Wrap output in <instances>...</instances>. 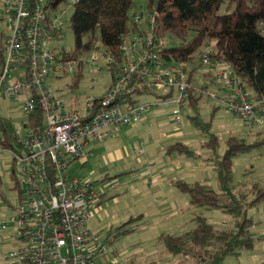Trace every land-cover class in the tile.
Masks as SVG:
<instances>
[{
    "label": "built area",
    "instance_id": "obj_1",
    "mask_svg": "<svg viewBox=\"0 0 264 264\" xmlns=\"http://www.w3.org/2000/svg\"><path fill=\"white\" fill-rule=\"evenodd\" d=\"M67 2L73 5L76 0ZM0 3L7 31L1 46L0 106L3 99L12 100L17 104L10 109L25 116L14 124L0 115V160L4 152L11 154L20 189L19 205L9 221L17 227L19 247L8 253L7 264H95L105 255L106 245L87 229L93 215L89 211L99 207L104 194L97 192L102 183L76 174L72 164L87 163V146L103 143L118 127H136L150 111L169 104L175 107L173 120L179 124V111L188 106L191 89L209 96L247 127L264 125V99H251L230 64L211 58L212 50L199 55L201 66L210 68L211 90L194 89L185 64L171 66L163 61L167 44L155 34L154 8L133 15L139 31L120 44L119 69L104 95L86 99L82 114L69 111L46 85L48 76L60 71L59 63L72 72L77 61L49 50L53 41L61 39L58 18L44 9V0ZM90 51L91 66L100 59L106 66L113 63L105 49L100 56ZM144 95L154 100L138 99ZM3 118L11 121L14 149L4 145Z\"/></svg>",
    "mask_w": 264,
    "mask_h": 264
},
{
    "label": "rangeland",
    "instance_id": "obj_2",
    "mask_svg": "<svg viewBox=\"0 0 264 264\" xmlns=\"http://www.w3.org/2000/svg\"><path fill=\"white\" fill-rule=\"evenodd\" d=\"M147 4L148 0H134L130 17L135 13H146ZM72 11V3L66 2L53 13L60 23L61 39L53 41L49 50H54L56 53H72L75 50L74 37L69 28V17ZM218 13L224 14L225 6H222ZM6 34L0 3V35ZM209 46L213 49V42H210ZM205 48L202 46L196 53L195 65H185L188 70L197 68L195 78L191 82L194 89L202 88L208 81L204 75L210 68L200 66L198 59L200 52L207 51ZM92 51L100 56L104 48L98 42L93 45ZM90 52L76 55L74 71L70 72L68 65L59 63L60 71L56 74L51 73L46 79V85L53 95L60 98L69 111L81 114L84 112L86 99L101 98L112 83L111 74L103 59H100L98 64L90 65L88 60ZM80 58L85 59L81 68L78 61ZM79 73H81L79 83L76 88H72ZM138 99L152 101L154 96L144 95L139 96ZM15 104L17 103L12 100L3 99L0 115L10 118L14 124H20L25 120V116L21 110L10 109V106ZM174 109L175 107L169 104L150 111L147 114L148 120L138 125L135 130L128 126L118 127V130L111 134L104 144L95 145V148L99 149L92 153V158L88 159L85 167L80 169L79 161L72 164L76 174L86 176L90 182H95L100 175L89 176L93 172V167L89 163L96 154L108 159V154L120 151L125 160L115 162V171L119 172L123 165L127 170L140 172L139 178L134 173L133 180L126 185L122 186L124 179L117 177L107 179L100 188L97 187V192L106 191L108 199L100 205L97 213L93 208L89 211H92L93 215L89 219L87 229L91 234L100 237L107 250L105 255L95 259V264H111L112 262L116 264H196L195 259H183L180 256L170 255L158 242V237L161 234L182 235L191 231L197 216L205 218L218 230L233 228L236 218L231 213L192 206L189 195L180 192L174 182L203 181L211 190L218 192L212 161L214 151L205 147V143L210 140L209 134L217 137L215 153L222 157L227 149L226 142L231 137L243 140L246 144L264 140V125L247 127L239 117L217 105L207 95H202L198 102V115L205 123H210L209 133L192 124L190 118L195 114L188 106L179 111L180 123H175ZM154 114L157 116L153 117ZM175 143L188 146L193 155L167 154V148ZM11 159V154L4 152L0 160V190L2 192L0 196V264H7L5 258L8 253L19 247L15 238L17 227L9 222L15 216L14 210L19 205L20 195L19 188L11 189L13 182L9 178L10 167L15 170ZM148 169L149 173L144 175L143 171ZM104 170L103 168L102 172ZM152 177L156 179L153 186L159 190H152ZM231 177L232 191L236 197L241 194L248 197L242 217L251 219L250 232L255 242L251 249L242 250L239 255L227 256L223 264H264V203L250 205L255 198L252 194L254 186H264V146L233 157ZM118 183L119 187L115 186ZM133 187L139 189L140 193ZM112 196H115L119 202L114 203V198L110 199ZM167 208L176 214L173 216L162 214ZM130 220L132 222L129 226L133 228L131 233L117 238L108 235L109 231Z\"/></svg>",
    "mask_w": 264,
    "mask_h": 264
},
{
    "label": "trees",
    "instance_id": "obj_3",
    "mask_svg": "<svg viewBox=\"0 0 264 264\" xmlns=\"http://www.w3.org/2000/svg\"><path fill=\"white\" fill-rule=\"evenodd\" d=\"M67 0H44V9L56 12ZM69 17V28L74 37L75 50L65 53V60L77 59V54L89 52L95 43L110 53L113 63L107 66L112 80L115 79L121 62L119 46L123 40L139 31L130 17L134 0H76ZM225 6V13L219 10ZM148 9L158 13L155 34L165 39L167 47L162 59L168 65H195L198 50H212L211 58L230 64L233 74L241 80L244 90L253 100L264 99V0H148ZM5 36L0 35L1 50ZM213 42V49L209 44ZM202 52L199 53V55ZM198 55V59L199 58ZM79 65L83 64L79 61ZM201 66V64H200ZM197 68L189 70L190 83L195 78ZM211 74L204 75L208 81L204 89L211 88ZM81 73L75 78L72 88H76ZM201 96L192 89L188 107L195 116L190 118L198 129L209 133L210 123H205L198 115V102ZM216 109V108H215ZM4 145L14 149L11 121L2 119ZM205 147L214 151L213 166L219 191L215 192L200 181L187 183L179 180L174 185L182 193L189 195L190 204L197 208L229 212L236 221L231 229H216L205 218L197 216L194 228L182 235L161 234L158 242L166 252L183 259H195L196 264H223L225 258L239 255L242 250L251 249L255 239L250 232L251 219L243 218L247 206V195L239 197L232 191L231 162L238 154L264 146V140L246 144L243 140L231 137L222 157L215 153L217 137L209 134ZM167 154L193 155L190 148L175 143L167 148ZM11 189L19 188L15 171L10 167ZM1 182V181H0ZM255 196L250 205L264 203V186L256 185ZM0 196L2 192L0 190ZM132 220L112 229L109 236L117 238L131 233Z\"/></svg>",
    "mask_w": 264,
    "mask_h": 264
},
{
    "label": "crops",
    "instance_id": "obj_4",
    "mask_svg": "<svg viewBox=\"0 0 264 264\" xmlns=\"http://www.w3.org/2000/svg\"><path fill=\"white\" fill-rule=\"evenodd\" d=\"M157 115L156 114H154L153 115V117H156ZM148 119H147V117H146V120L145 121H143V122H139L138 124H136V127H129L130 129H132V130H135V129H137V127H138V125H140V124H144L146 121H147ZM107 141V139L103 142V143H100V144H104L105 142ZM95 145L96 146H98L97 144H95V143H90L88 146H87V148H86V150H88V152H89V158L91 159L92 158V153H94V151L96 150L97 151V148L98 147H96L95 148ZM99 149V148H98ZM109 155V157H108V159H104V158H101V156H99V155H97L96 154V157H94L93 159H92V161L89 163V165L90 166H92L93 167V172L92 173H90L89 174V176H98V175H100V178L98 179V180H96L95 182L97 183V184H99V183H103V182H105L107 179L108 180H111V179H113V178H117V177H119V178H123L124 179V181H123V183H122V186H123V184H128L129 182H130V180H133V175H135L134 173H136L135 172V170H132V169H130V170H127L123 165H121V170L119 171V172H117V171H115V168H114V166H115V162H122L123 160H125V157L123 156V154H122V152H113V154L111 153V154H108ZM131 161V160H130ZM88 163V162H87ZM87 163H85V164H81L80 165V169H82V167L84 166H86V164ZM105 169L103 172H102V169ZM106 168H110L109 170L108 169H106ZM112 169V174H110V170ZM84 172V171H83ZM84 173H86V172H84ZM140 172H137L136 173V175H137V178H139L138 177V174H139ZM142 173V172H141ZM149 173V169L146 171H143V174L145 175V174H148ZM195 173H196V170H195ZM142 176V175H141ZM99 180H101V181H99ZM155 177L153 178L152 177V190H157L158 188L157 187H154L153 186V184H154V182H155ZM200 182H203V181H200ZM109 183H111V182H109ZM204 184H205V182H203ZM114 184V183H113ZM119 183L118 184H115V186H118L119 187ZM207 185V184H206ZM134 188V187H133ZM123 190H125V188H122ZM135 190H139V189H137V188H134ZM159 190V189H158ZM106 193V191H104V194L102 195V197H101V201H100V205L103 203V202H105L107 199H108V197H107V195L105 194ZM138 193H140V190L138 191ZM110 198V197H109ZM112 198H114L113 199V201H114V203H118L119 201H118V199L117 198H115V196L113 197H111L110 199H112ZM100 205H99V207L97 208V209H95L94 211H95V213H97L98 212V210L100 209ZM164 208H166V207H164ZM172 210H170V208H167V209H165L163 212H162V214H168V215H171V216H173V215H175L176 214V212L175 213H173V212H171Z\"/></svg>",
    "mask_w": 264,
    "mask_h": 264
}]
</instances>
